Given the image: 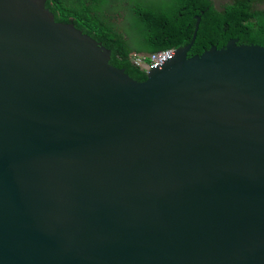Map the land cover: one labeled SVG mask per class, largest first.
Masks as SVG:
<instances>
[{
    "label": "water",
    "instance_id": "water-1",
    "mask_svg": "<svg viewBox=\"0 0 264 264\" xmlns=\"http://www.w3.org/2000/svg\"><path fill=\"white\" fill-rule=\"evenodd\" d=\"M47 0H0V264H264V46L145 81Z\"/></svg>",
    "mask_w": 264,
    "mask_h": 264
},
{
    "label": "trees",
    "instance_id": "trees-1",
    "mask_svg": "<svg viewBox=\"0 0 264 264\" xmlns=\"http://www.w3.org/2000/svg\"><path fill=\"white\" fill-rule=\"evenodd\" d=\"M99 2L47 0L46 7L56 21L74 23L110 49L111 64L125 69L137 81H145L148 74L132 63V52L152 53L187 46L193 39L197 16H201V22L190 57L213 45L222 48L234 38L239 39V44L264 46V0H232L220 6L215 0H173L167 7L141 4L134 8L136 22L129 30H121L117 20L116 24L111 21L107 1L98 7Z\"/></svg>",
    "mask_w": 264,
    "mask_h": 264
},
{
    "label": "rangeland",
    "instance_id": "rangeland-1",
    "mask_svg": "<svg viewBox=\"0 0 264 264\" xmlns=\"http://www.w3.org/2000/svg\"><path fill=\"white\" fill-rule=\"evenodd\" d=\"M103 1H107L109 4V6L107 7H111L110 8V12L112 16L111 21L114 20V23L116 24V20H117L122 28L121 30L124 29L129 30L130 26L136 22L134 8H136L137 5L154 4L162 7H167L171 5V3L173 2V0H100L98 7L101 6V2ZM230 1L232 0H215L217 6H220ZM260 6L262 7V5ZM120 14H122V16ZM133 35H134V30H132V36ZM132 42H134V40Z\"/></svg>",
    "mask_w": 264,
    "mask_h": 264
},
{
    "label": "built area",
    "instance_id": "built-area-1",
    "mask_svg": "<svg viewBox=\"0 0 264 264\" xmlns=\"http://www.w3.org/2000/svg\"><path fill=\"white\" fill-rule=\"evenodd\" d=\"M176 51V48H170L152 53L132 52L131 61L141 70L150 74L154 69L169 62L176 55Z\"/></svg>",
    "mask_w": 264,
    "mask_h": 264
}]
</instances>
